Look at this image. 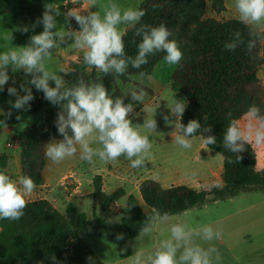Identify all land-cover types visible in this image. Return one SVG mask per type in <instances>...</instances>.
<instances>
[{
  "label": "clouds",
  "instance_id": "9594fccd",
  "mask_svg": "<svg viewBox=\"0 0 264 264\" xmlns=\"http://www.w3.org/2000/svg\"><path fill=\"white\" fill-rule=\"evenodd\" d=\"M43 8L42 16L31 25L16 29L23 33H34L29 36L27 43L0 51V93L5 91V86L11 80L7 93L15 97V100L8 101L10 107L7 112L0 107V117H3L0 125L7 127L6 121L11 118L12 110H30L31 102L35 99L34 87L37 92L43 93L44 100L59 105L61 109L55 120L61 138L54 137L44 144V156L52 165L60 164L78 153L79 159L88 164H92L97 157L105 162L123 157L130 161L133 169L146 167L145 160L152 149L150 134L158 132V123L154 118L157 109L144 104L148 93L143 88L133 89L129 94L131 101L143 105L141 111L145 113L143 124H134L131 117L138 115L134 111V104L125 103L124 97L114 98L101 76L111 75L119 82V77L126 75L130 66L140 69L148 63L149 56L160 52L165 53L163 60L166 64L178 65L183 59V52L178 42L170 39L173 33L165 24L150 26L141 23L146 15L145 10L122 8L114 0L99 4V10L95 11L91 9L97 8V0H90V9L86 12L69 10L66 15L75 19L79 25L78 31L57 29V17L61 16V11L55 3L46 2ZM235 9L240 22L249 27V39L245 42L241 33L236 32L224 43V49L235 51L244 45L251 53L257 41L264 40V0H235ZM39 25H43V31L37 34L35 28ZM122 26L133 30L132 43H136L135 37L140 38L135 57L126 55L124 37L127 33ZM13 38V35L3 37L6 41H12ZM68 41L71 43L68 44ZM62 44L82 52L83 64L98 71L96 80L88 82L78 77L69 85L60 74L64 73L62 69L50 70L49 61L53 50ZM10 72L24 74L19 88ZM187 104L185 99H174L172 104H167L170 115L163 116L166 125L174 126L175 130L169 134L176 145L190 149V138L199 133L209 146H220L236 154L240 160L246 144H264V112L257 105L253 104L248 109L250 119L246 131L241 130L238 120L229 113L222 144L217 145L210 126L202 127L198 119H190L186 125L181 123ZM171 117H175V120ZM20 118L17 115L16 119ZM252 120L258 121V126L254 127ZM140 129L147 132L141 134ZM35 188L36 184L29 175H20L14 179L6 171L0 170V220L21 219L27 207L26 197ZM170 219L169 213H161L156 208L146 211L136 241L151 238L158 226L168 223ZM119 220L120 216H117L106 223H119ZM169 231V237L160 240L151 252L146 254L136 248L128 258L130 264H222L221 253L212 243L221 239V229L209 224L190 227L173 222ZM116 238L122 240L124 234L118 233ZM205 244L208 246L205 247ZM51 259L55 264L56 257L53 255ZM87 261L88 264H95L92 256L87 257Z\"/></svg>",
  "mask_w": 264,
  "mask_h": 264
},
{
  "label": "trees",
  "instance_id": "16d2710c",
  "mask_svg": "<svg viewBox=\"0 0 264 264\" xmlns=\"http://www.w3.org/2000/svg\"><path fill=\"white\" fill-rule=\"evenodd\" d=\"M77 4H81L80 0L58 6L61 16L57 17V23L77 27L75 19L66 15ZM205 5V0H144L139 8L146 12L141 23L150 26L165 24L173 33L170 39H175L183 52V59L176 65L171 76L173 90L183 94L188 102L181 123L186 125L190 119L200 120L202 127L212 128L211 134L216 136L217 145H220L229 122V113L239 122L253 104L264 112V87L258 77V71L264 65V55L260 54L262 40L257 41L251 53L244 45L235 51L225 50L224 43L236 32H240L247 42L249 27L239 19L205 18ZM43 10L42 0H0V14L22 17L32 22L42 16ZM126 33V55L135 57L140 38L135 37L134 44L133 30L129 28ZM164 55L165 53L160 52L149 56L148 63L140 69L130 66L128 73L119 77V81L129 82L133 75H151ZM97 76L98 71L86 67L81 57L79 61L70 63L65 81L70 85L78 77H82L91 82ZM101 79L105 86L117 83L111 75L101 76ZM136 86L143 88L148 94H153L148 87L139 84ZM33 94L35 99L31 102L30 110L12 113L11 118L6 121L7 126L19 125L43 106L51 104L34 87ZM8 97L5 88L0 93V105ZM113 97H124L125 103L132 102L136 105V102L131 101L130 95L116 92ZM60 110L59 105H53V109L44 116L42 125L28 126L18 137L22 175H29L36 186L43 184L44 144L54 137L61 138L55 127ZM17 115L21 117L19 120L16 119ZM194 137L201 135L197 133ZM205 145L223 157L221 187L211 190H196L184 185L165 188L156 180L145 179L139 184L141 202L130 196L121 222L112 224L106 223L107 219L95 214L88 217L74 203H69L62 213L48 200L27 202L21 219L0 220V264H54L51 259L53 255L56 257L55 264H88L89 256L94 257L95 264H103L83 243L81 236L98 237L117 243L137 236L145 219V207L148 211L156 208L161 213L167 212L172 216L200 208L211 200L218 202L235 197L241 192H264V170L256 169V154L250 144L245 145L240 160L236 154L220 146ZM6 165L7 156H0V170L5 171ZM92 185L93 206L103 211H108L125 195L122 188L111 194L105 193L100 175L93 178ZM118 233H123L124 239L117 240Z\"/></svg>",
  "mask_w": 264,
  "mask_h": 264
},
{
  "label": "rangeland",
  "instance_id": "374dc122",
  "mask_svg": "<svg viewBox=\"0 0 264 264\" xmlns=\"http://www.w3.org/2000/svg\"><path fill=\"white\" fill-rule=\"evenodd\" d=\"M78 0H42V5L46 2H53L57 6L66 5L68 2L76 3ZM144 0H114L115 3L121 5L122 8L133 7L139 8ZM81 4L72 7L81 13L90 9V0H80ZM108 0H97V8L91 10H99V4L107 3ZM205 18H214L217 20L239 19V15L235 9V0H205ZM33 22L22 17H13L0 14V51L7 50V47L23 46L28 42L29 36L34 34L32 31L23 33L16 29H22L24 26L31 25ZM124 30H128L127 26H122ZM57 29L67 31L79 30L77 27L57 23ZM43 31V25L35 28V33ZM13 35V40H4L3 37ZM71 41H68L70 44ZM62 44L61 47L53 50L52 58L49 61V68L53 71L63 70L67 73L71 62L79 61L82 57L80 50H75ZM260 54L264 55V40L261 41ZM176 65H168L164 60L160 61L152 71L151 75H133L130 81L123 83L121 81L106 86L109 93H121L129 95L133 89H139L136 85H142L150 88L153 94H148L144 104L149 105L152 109H157L154 118L158 123V132L150 134L152 149L145 160L146 167L133 169L130 161L121 157L115 161H102L98 157L94 158L92 164H88L79 159V154L66 158L62 163L52 165L49 162V168H53L55 179L61 178L65 174L75 173L78 176L72 178H64L59 184L57 193L60 195H70L74 193V189L80 186L81 195L73 197L76 199L75 204L80 212H84L88 217L93 214L105 218L107 220L120 216L119 222L122 220V214L127 210V203L130 196H134L140 202L139 184L145 179H153L159 182L163 187L184 185L196 190H211L214 187H221V174L223 170V157L207 148L201 137H192V147L184 149L174 143L172 136L174 126L166 125L163 116L170 115L167 104L173 103L174 99H185L183 94L173 90L172 74ZM64 73H60L64 76ZM10 75L16 81V87L24 80V74L17 72ZM261 85L264 87V65L258 71ZM12 81L5 86L7 89ZM54 86V85H53ZM23 94V93H21ZM9 100H15V97H8V100L1 104L0 107L7 112L9 110ZM264 102V99H263ZM135 113L131 118L134 124H143L145 113L141 111L143 105L136 103L134 106ZM53 109V104L43 106L37 112L28 116V118L19 125L13 126L14 130L7 132L4 126L0 127V154L12 151L7 146L11 142L10 136H17L30 125H42L44 116ZM17 112L12 110V113ZM154 114V113H153ZM175 120V117H171ZM249 117L246 114L240 121L239 126L242 131H246ZM255 126L259 122L252 120ZM141 134H145L147 130L140 129ZM251 145V144H250ZM18 146H20L18 141ZM95 146V145H93ZM256 154V169L264 170V144L259 146L254 143L251 145ZM45 158V166L47 165ZM44 169L42 173H44ZM100 175L103 182V190L107 194L113 193L118 188H122L125 195L116 203H114L108 211H103L99 207L94 208L92 197L93 191L92 180L95 176ZM76 179H79L76 180ZM76 180V181H75ZM39 198L36 194L29 199ZM68 201L64 199L59 207L60 212L64 213ZM147 207L144 211H148ZM168 223L158 226L151 238H144L136 241V237L121 242H109L98 237L81 236L85 245H87L103 262V264H130L128 258L132 256L138 248L146 254L151 252L160 240L166 239L170 235V225L173 222L184 223L190 227H200L205 224L211 225L213 228L222 230V237L218 241L212 243L219 249L222 256V264H264V192L249 191L241 192L235 197L225 199L223 201H209L200 208H194L175 215L170 216ZM205 247L208 245L205 244ZM126 249V251H121Z\"/></svg>",
  "mask_w": 264,
  "mask_h": 264
},
{
  "label": "crops",
  "instance_id": "0c3cea01",
  "mask_svg": "<svg viewBox=\"0 0 264 264\" xmlns=\"http://www.w3.org/2000/svg\"><path fill=\"white\" fill-rule=\"evenodd\" d=\"M5 128H6L5 130L7 132H10V133L14 130L13 126H7ZM21 132L22 131H20L19 134ZM19 134H17V136H10V138H9L14 143V145L12 147H10V148H12L11 149L12 151H10L9 153H1L0 154V156H2V155L7 156V165H6L5 171L7 172V174H9L14 179L16 177L22 175L21 151H20V147L18 146ZM53 170H54V166H53V168H49V161H47V165H46V167L44 169V173H43V184L36 186L33 193H31L29 196L26 197V200H27V202L38 201V200H43V199L48 200L55 208H57L60 211L59 207L61 205V202L64 201V199H66L68 201V204L69 203L75 204L74 201H76V199H74L73 197H75V196L79 197V195H81L82 193L80 192V186H78L76 189H74V191H73L74 193L70 194L69 196L68 195L62 196V195H60V193H57L56 189L58 188L59 184L64 180V178H68V177L72 178V177H74V176L76 177L78 175L72 172V173L63 175L59 179H55L54 175H53ZM76 180L79 181V179H76ZM35 194L37 196H39V198L29 199V198H32ZM91 194H90V196H91ZM65 210H66V208H65Z\"/></svg>",
  "mask_w": 264,
  "mask_h": 264
},
{
  "label": "built area",
  "instance_id": "2783aa9c",
  "mask_svg": "<svg viewBox=\"0 0 264 264\" xmlns=\"http://www.w3.org/2000/svg\"><path fill=\"white\" fill-rule=\"evenodd\" d=\"M13 145H14V143L12 141L7 143L8 147H12Z\"/></svg>",
  "mask_w": 264,
  "mask_h": 264
}]
</instances>
